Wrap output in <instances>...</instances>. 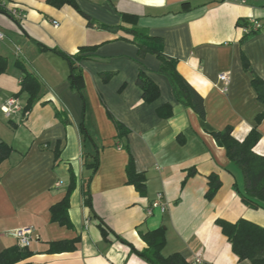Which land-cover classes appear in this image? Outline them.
<instances>
[{
	"label": "crops",
	"instance_id": "0c3cea01",
	"mask_svg": "<svg viewBox=\"0 0 264 264\" xmlns=\"http://www.w3.org/2000/svg\"><path fill=\"white\" fill-rule=\"evenodd\" d=\"M76 3L95 25L89 26L72 6L56 7L46 0H6L8 8L24 11L22 19L0 12V56L6 59L0 106L11 96L19 104L8 117L0 109V141L13 148L0 163V250L17 244L13 229L31 226L30 264H149L129 244L142 249L140 231L161 227L163 254L178 252L187 260L199 255L202 264H252L237 259L215 222L242 217L264 226V209L247 207L234 188L236 183L242 189L240 169L202 129L197 114L175 100L168 79L158 72L159 59L147 54L138 60L135 44L98 24L123 20L161 36L164 52L177 59L178 71L203 95L209 124L215 129L231 125L234 137L242 139L264 108L251 71L243 65L245 58L264 80V0ZM250 17L263 28L243 38L239 21ZM83 45L96 48L79 62L77 87L69 77V61L53 48L73 54ZM22 67L39 81L28 109V93L19 91ZM140 68L159 87L152 102L143 101L136 84ZM109 71L113 74L104 80L102 72ZM222 72L229 78L227 92L219 88ZM164 103L172 106L168 118L157 114ZM115 121L128 133L117 137ZM82 123L91 140L83 137ZM257 129L254 150L264 155V119ZM94 157L96 170L87 166ZM130 157L146 177L144 193L127 182ZM190 168L195 172L186 176ZM71 172L75 186L69 196L71 225L66 226L51 220L49 208L64 196ZM211 172L219 175L221 185L208 200ZM159 193L165 210L148 214L147 205ZM101 221L113 232L104 234ZM60 240H74L75 246L49 250L51 242Z\"/></svg>",
	"mask_w": 264,
	"mask_h": 264
},
{
	"label": "trees",
	"instance_id": "16d2710c",
	"mask_svg": "<svg viewBox=\"0 0 264 264\" xmlns=\"http://www.w3.org/2000/svg\"><path fill=\"white\" fill-rule=\"evenodd\" d=\"M50 5L61 7L68 4L81 12L86 18L89 26H93L95 21L76 3V0H46ZM0 12L6 13L16 19L12 14V9L8 8L6 0H0ZM247 19L239 21V25H246ZM98 26L105 28L113 33H120L119 38L132 42L137 48V59H143L147 54L155 55L159 61L158 72L164 75L172 88L175 100L184 107H190L198 116L202 129L211 134L216 143L224 147L226 156L241 171L243 178L242 189H239L234 183L235 190L239 193L242 202L251 208L264 209V155L254 150V145L260 138V132L257 125L264 119V108L255 115V125L242 138L238 139L232 134V126L227 125L223 129H215L206 119V109L203 95L178 71L177 59L164 52V40L161 36L152 35L147 28L138 26L135 23L121 21L117 24L99 23ZM261 29L250 30L242 34V37H249ZM96 45H83L77 49L76 53L70 54L61 49L53 48L55 52L65 57L69 61V77L73 85L79 87L82 76L79 62L88 58V52L95 50ZM243 65L251 71V84L255 90L257 99L264 105V80L256 75L250 68L247 59H243ZM6 59L0 56V73L5 71ZM23 75L20 81L19 91L28 93L27 104L25 109L30 107V101L39 91V81L25 68L22 67ZM113 72H102L103 79L107 80ZM136 84L141 89V97L145 102H152L159 96V87L155 81L148 75L147 71L140 68L136 77ZM157 114L161 118H168L172 114L170 103H164L157 109ZM67 122L66 117L63 118ZM117 128V137L128 133V128L120 121H115ZM81 131L85 139L91 140V137L83 125ZM12 146L4 141H0V163L8 157ZM58 154V146L55 149ZM86 164V163H85ZM97 157L88 162L87 166L93 170L97 168ZM195 169H188L187 175L190 176ZM127 182L135 186L139 193H144L146 189V177L142 172L135 169L133 159L130 157L126 165ZM221 185V179L215 172L207 175V189L205 198L212 199ZM75 186V177L71 172L69 175V184L61 200L53 203L50 208V218L60 224L69 226L71 222L68 217L69 196ZM85 202L90 204V198L87 191H84ZM220 232L229 242L232 251L238 260L249 259L252 264H264V226L257 224L245 218H238L235 221L217 218L215 220ZM101 231L106 234L113 232L104 222H100ZM117 237L125 242L123 238ZM140 237L145 245L142 249H136L131 244V249L141 256L149 264H194L192 260L185 259L180 253L173 252L163 254L162 248L165 243L164 230L161 227L140 231ZM74 240H60L51 242L49 250H71L74 248ZM31 251L28 247H20L15 244L0 250V264H30L28 258Z\"/></svg>",
	"mask_w": 264,
	"mask_h": 264
},
{
	"label": "built area",
	"instance_id": "2783aa9c",
	"mask_svg": "<svg viewBox=\"0 0 264 264\" xmlns=\"http://www.w3.org/2000/svg\"><path fill=\"white\" fill-rule=\"evenodd\" d=\"M12 14L16 19H22L24 17V11L18 8L12 9ZM53 23L55 25H58V22L56 20H53ZM263 24L261 21L257 18L250 17L247 19L246 25H240V30L242 34L247 33L250 30H258L262 29ZM3 36V33L0 31V37ZM218 79L221 82V85L219 86L220 90L222 92L228 91V82L229 78L227 73L222 72L218 75ZM0 109L4 113L5 116H10L12 113H14L17 109H19V104L17 102L16 97H8L4 100L2 105L0 106ZM163 195L162 193H159L156 198L151 200L149 204L146 207V211L148 214H152L155 211H164L166 208V202L163 201ZM32 232L33 228L31 226H22L13 229L12 233L16 239L17 245L20 247H29L31 240H32ZM192 262L194 264H202L203 261L199 255L195 256L192 259Z\"/></svg>",
	"mask_w": 264,
	"mask_h": 264
}]
</instances>
